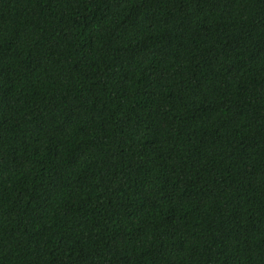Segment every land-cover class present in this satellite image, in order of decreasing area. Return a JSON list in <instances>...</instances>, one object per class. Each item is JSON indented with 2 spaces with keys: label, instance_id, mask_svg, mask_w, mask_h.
<instances>
[{
  "label": "trees",
  "instance_id": "1",
  "mask_svg": "<svg viewBox=\"0 0 264 264\" xmlns=\"http://www.w3.org/2000/svg\"><path fill=\"white\" fill-rule=\"evenodd\" d=\"M0 264H264V0H0Z\"/></svg>",
  "mask_w": 264,
  "mask_h": 264
}]
</instances>
